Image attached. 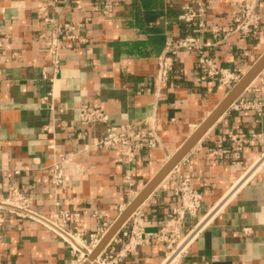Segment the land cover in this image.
I'll use <instances>...</instances> for the list:
<instances>
[{
    "label": "crops",
    "instance_id": "crops-1",
    "mask_svg": "<svg viewBox=\"0 0 264 264\" xmlns=\"http://www.w3.org/2000/svg\"><path fill=\"white\" fill-rule=\"evenodd\" d=\"M250 1L112 0L113 11L105 15L95 0H0V193L21 189L46 217L59 210L77 212L75 230L84 234L83 242L88 244L91 234L102 239L234 87L206 78L196 65L197 53L186 50L178 53L167 82L160 85L158 57L166 43L196 36L206 45V56L242 78L264 55V0H256L257 35L241 37L233 31L235 17ZM199 3L203 16L184 22L185 11ZM66 23L75 24V38L66 39L70 31L62 30L61 64L54 70L47 39L40 36ZM51 91L52 99L43 103ZM84 109L101 110L108 122H81ZM151 117L162 145L139 152L131 166L119 163L117 149L86 146L102 137L107 125L146 129ZM230 132L247 134L249 144L231 151L224 142L229 151L213 154ZM68 156L66 183L55 187L54 158ZM177 175L189 177L204 195L197 218L182 225V236L234 187L237 191L178 257L187 241L180 244L170 263L168 245L151 239L119 264H264V68L132 213L116 233L115 249L135 221L146 233L160 229L177 205ZM76 256L37 222L5 215L0 264H72Z\"/></svg>",
    "mask_w": 264,
    "mask_h": 264
},
{
    "label": "built area",
    "instance_id": "built-area-1",
    "mask_svg": "<svg viewBox=\"0 0 264 264\" xmlns=\"http://www.w3.org/2000/svg\"><path fill=\"white\" fill-rule=\"evenodd\" d=\"M103 5V13L109 15L113 11L112 0H95ZM207 1V0H204ZM41 10H44L42 8ZM203 16V3H199L197 8H189L185 11L182 20L186 23H193ZM52 21L51 19H45ZM203 26V22L199 23ZM261 24V17L256 5V0H252L245 4L244 8L237 14L234 19L233 31L240 34L241 37L256 36ZM76 26L73 23L58 24L54 31L40 37L47 39V52L50 56V62L54 70L60 67L61 49L64 48V41L66 39H73ZM62 30L70 31L64 38ZM214 37H218V29L213 28ZM205 44L201 42L200 38L196 36H186L177 42L168 41L166 43L164 52L158 57L157 81L164 84L167 82L170 73L175 65V58L180 51H193L197 53V67L204 70L206 78L218 81L224 87L235 86L241 79L239 74L235 71L219 66L212 58L204 54ZM2 42L0 41V49ZM17 54H13L12 59ZM52 91L47 97L43 98V103H46L49 98L52 99ZM63 110L60 109V112ZM80 121L84 123H103L108 122V116L99 109H84L80 113ZM78 137L86 139V134L79 133ZM224 142H228L231 151H242L249 144L250 139L247 134L230 132L223 138L213 150L216 156H222L228 152L223 148ZM162 140L158 133L157 120L151 117L147 121V128L141 129L133 124H125L119 127L107 125L105 133L102 137L94 140L93 144H87V148L97 149H117L119 152V163L131 166L136 159L139 152L142 150H151L161 147ZM71 156L54 158L51 173L53 176L52 183L55 187L66 183L64 171L69 164ZM18 173V171H16ZM237 191L234 187L222 200L217 204L213 210L205 217L198 219L190 229V231L181 235V227L187 219L194 220L197 218L200 207L204 198L203 192L194 187L189 177L177 175L174 180V196L176 199V207L167 219L162 223L160 229L156 233H146L144 228L138 223L134 222L130 230L122 232L124 239L119 249L112 246L116 234L107 243L105 248L93 259L89 260V255L98 245L100 239L97 235L91 234L89 236L90 242L86 244L83 242L84 234L76 232V228L80 222V215L77 212H70L68 210H59L52 217H46L34 210L28 195L21 189L10 187L5 194L0 193V239L2 229L5 222V215L12 214L19 218L29 219L45 227L47 230L53 232L70 245L73 252L77 253L76 258L72 264H119L130 254L134 253L141 245L148 243L151 239L160 240L168 245L170 254L168 259L174 255L180 244L187 242L186 247L181 250L178 257L183 254L195 235L201 228L210 220V218L218 211L221 205H224ZM73 225L72 228L67 226ZM105 226V225H104ZM198 229V230H197ZM105 229L101 230L103 234ZM177 257V258H178ZM174 262V261H173ZM172 262V263H173Z\"/></svg>",
    "mask_w": 264,
    "mask_h": 264
},
{
    "label": "water",
    "instance_id": "water-1",
    "mask_svg": "<svg viewBox=\"0 0 264 264\" xmlns=\"http://www.w3.org/2000/svg\"><path fill=\"white\" fill-rule=\"evenodd\" d=\"M264 68V55L255 63V65L241 78V80L230 90L228 95L232 93L235 89H237L244 79L248 78L243 88L238 92L235 99L248 87V85L253 81V79L257 76V74ZM227 95V96H228ZM226 96V98H227ZM225 98V99H226ZM225 99L220 103V105L216 108V110L201 124V126L194 132V134L186 141V143L172 156L170 160L175 159V165L170 169L166 170L169 161L163 166V168L157 173V175L151 180V182L138 194V196L134 199V201L123 211L118 220L113 224V226L109 229V231L103 236L100 240V243L95 247L93 252L89 255V260H93L107 245V243L112 239V237L120 230L123 224L129 219L132 213L143 203V201L153 192V190L168 176V174L178 165V163L184 158V156L190 151V149L201 139V137L205 134V132L209 129V127L223 114V112L231 105L230 104L225 107L212 121L214 114L217 109L221 106V104L225 101ZM208 122V124H207ZM207 124V126H205ZM205 129H204V128ZM201 129H204L196 140L194 137L199 133ZM194 139V140H193ZM193 140V141H192ZM85 264H88L85 263Z\"/></svg>",
    "mask_w": 264,
    "mask_h": 264
},
{
    "label": "bare ground",
    "instance_id": "bare-ground-1",
    "mask_svg": "<svg viewBox=\"0 0 264 264\" xmlns=\"http://www.w3.org/2000/svg\"><path fill=\"white\" fill-rule=\"evenodd\" d=\"M247 79L248 78H246V79H244L243 81H241V83H240V85H239V87L237 88V89H235L232 93H230L229 94V96H228V98H227V100H226V102H225V104H224V107H227L229 104H230V102H232L234 99H235V97H236V95L238 94V92L243 88V86H244V84L246 83V81H247ZM207 126V125H206ZM204 128V127H203ZM205 129V128H204ZM204 129H201L200 131H199V133L195 136V139L196 138H198V136L200 135V133L204 130ZM175 162V161H174ZM174 162H172V163H170L169 165H168V167H167V169L166 170H168V169H170L172 166H173V164H174ZM198 230V229H197ZM101 240V239H100ZM187 242H188V240H186ZM187 242H186V244H187ZM99 243H100V241H99ZM98 243V244H99ZM183 243H185V242H183ZM182 243V244H183ZM185 244V245H186ZM181 246V245H180ZM183 248V247H182ZM181 249V248H180ZM179 249V250H180ZM177 251H178V249H177ZM176 251V252H177ZM178 253V252H177ZM175 255V254H174ZM179 255V254H178ZM177 257V256H176ZM169 260H170V258H169ZM172 260H174V258L172 259ZM169 263L171 262V261H168Z\"/></svg>",
    "mask_w": 264,
    "mask_h": 264
}]
</instances>
